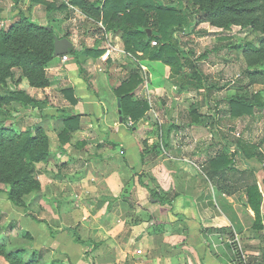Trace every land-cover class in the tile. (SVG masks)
<instances>
[{
  "label": "crops",
  "instance_id": "obj_1",
  "mask_svg": "<svg viewBox=\"0 0 264 264\" xmlns=\"http://www.w3.org/2000/svg\"><path fill=\"white\" fill-rule=\"evenodd\" d=\"M69 1L64 0L68 8L60 10L65 15L58 14L65 31L58 30L56 35L69 38L76 55L68 54L66 61L57 56L47 65L50 86L27 89L31 97L45 101L37 125L50 141L48 160L36 165L41 188L29 195L34 209L50 212L56 224L64 216L66 219L59 226L75 228L81 242H74L70 230L54 236L48 244L50 229L46 231V248L56 249L59 255L55 253V257H62L63 264H264L263 151L254 149L256 154L249 157L243 151L245 155H239L242 164L233 159L232 169L217 171L211 166L220 154L231 157V153L239 152L240 143L264 147V131H227L220 122L240 124L243 117H231L223 113L222 107L219 112H208L210 121L205 125L186 123L190 119L182 111L172 118L178 123L170 121L172 126L159 141L161 148L169 145L167 151L171 155L155 158L159 145L149 134L157 126L152 114L156 119L158 114L150 107L136 127L128 128L126 123L133 122H120V102L113 88L141 63L147 62L149 69L157 63L124 51L119 33L108 31L104 20L96 21L81 8L72 9ZM25 10L23 7L22 12ZM93 22L99 24V29L89 28L87 32L82 27L93 26ZM110 47L114 49L104 60L101 56ZM95 48L102 51L100 56H90L86 51ZM155 65L153 71L162 74L163 85L154 91L163 95L168 91L176 97L178 86L170 79V68L162 64V73L160 63L158 68ZM140 73L143 76L141 70ZM144 82L135 91L141 99L144 98L139 91L142 92ZM65 89L73 91L75 103L65 95ZM162 112L167 109L163 107ZM67 116H77L80 126L69 130L70 139L60 143L59 133L65 128ZM163 120L170 119L166 116ZM181 121L183 128L179 127ZM155 145L158 146L154 149ZM136 173L142 175L141 181L147 187L157 189L163 196L177 197L171 205L152 201ZM250 176L263 201L259 219L249 203ZM57 200L61 203L59 209L53 207ZM128 200L136 204L135 209L130 208ZM148 211L154 214V221L146 215ZM134 214L142 218L136 219Z\"/></svg>",
  "mask_w": 264,
  "mask_h": 264
},
{
  "label": "trees",
  "instance_id": "obj_2",
  "mask_svg": "<svg viewBox=\"0 0 264 264\" xmlns=\"http://www.w3.org/2000/svg\"><path fill=\"white\" fill-rule=\"evenodd\" d=\"M56 1L32 0L35 4L45 5L49 14L55 8L59 10L68 8L65 2L56 6ZM70 2L96 21L104 20L108 31L119 33L124 51L137 59L159 62L168 66L170 79L176 83V86L181 89L203 91L207 95L211 87L207 86L197 61L184 49L180 35L187 33L186 30H190L192 26L202 21H208L220 27L249 24L253 29L264 34V0H175L170 2L165 0L95 2L71 0ZM148 29H151V34L148 33ZM55 35L52 25H42L23 12L20 13V19L8 28H0V84H5L7 78L12 76L13 68H19L32 87L50 86L46 66L56 58ZM243 46L249 66L247 88L258 80L264 83V73L254 69L261 60H264V36L260 46L254 47L250 43ZM86 51L94 57L102 53L97 48L86 49ZM67 54L75 56L74 48L72 47ZM140 70V68L133 69L127 79L113 88L121 104L123 122L132 121L135 127L150 108L145 99L135 95L136 89L144 82ZM247 88L241 87L240 91ZM64 93L72 103L76 102L71 89H65ZM11 101H21L24 105L45 103L19 88L10 90L7 95L0 93V104ZM228 104L229 115L240 118L252 115L255 109L264 107V100L261 93L256 90L252 95L244 92L237 97H231ZM191 116L193 121L195 120L193 123L197 125H205L206 117H208L199 111V108H194ZM199 116L201 118H198ZM64 123L65 128L59 133L60 143L70 139L69 130H76L80 126L77 116H67ZM49 146V137L42 127L35 125L31 129L21 131L0 121V183L9 186L4 191L0 190V210L16 217L13 210L22 208L26 213L27 218L24 217L26 221L29 218L37 221L35 216L26 212L28 208L23 197L40 190L41 183L38 179L36 164L48 160ZM239 149L249 157L256 154L252 150H257V147L240 143ZM211 166L217 171L235 168L233 157L226 153L214 158ZM136 176L139 177L140 184L142 183L148 189L149 194L158 199L157 203L160 205H171L177 197L176 194L161 195L141 181V174L136 173ZM248 195L249 203L259 219L263 201L257 186L249 185ZM13 219L18 222L15 218ZM15 224L14 222L11 226L14 227ZM70 234L74 237V242L80 244L81 240L77 233L72 231ZM47 235L48 233L44 235L45 240ZM48 237L49 244L54 238L52 231L49 232ZM24 254L23 249L7 251L0 243V255H3L10 264H39L36 253L28 259L24 258Z\"/></svg>",
  "mask_w": 264,
  "mask_h": 264
},
{
  "label": "rangeland",
  "instance_id": "obj_3",
  "mask_svg": "<svg viewBox=\"0 0 264 264\" xmlns=\"http://www.w3.org/2000/svg\"><path fill=\"white\" fill-rule=\"evenodd\" d=\"M54 1V0H53ZM68 1V0H65ZM166 2L175 1V0H165ZM64 0H57L56 6L60 5ZM69 3H71L69 1ZM35 3L32 0H25V3L21 0H0V28H8L13 22L20 19V13H22L23 7L27 10L23 11V13H29L32 19L36 22L41 24L42 21H46V25H52L57 33L58 30H61V33L65 31V26L62 27L63 21L59 20L60 15H65L64 11H60L58 8L53 9V11L49 14L47 7L45 5H41L38 9L34 10ZM71 7H76L71 4ZM78 8V7H76ZM27 13V14H28ZM10 14L13 15L12 19H10ZM60 14V15H58ZM58 17V18H57ZM73 17L78 19L77 14H74ZM67 18V17H66ZM65 19V16H64ZM59 20V21H58ZM75 21H72L74 23ZM64 23V22H63ZM78 24H80L78 22ZM93 26H82L86 28V31L89 32V28H98L99 24L93 22ZM69 28L75 27L74 24H65ZM64 28V29H63ZM99 29V28H98ZM74 30V29H73ZM95 31V30H94ZM99 31V30H97ZM97 31H95L97 33ZM187 33L181 34L180 37L183 42L184 49L192 54V57L197 61L201 72L204 74L206 79L207 86L211 87L209 90L208 95L205 94L203 91L200 92L196 89L190 91L179 90V87L174 92L177 93L176 97H172L168 91L163 94H159L154 91V89L158 86L163 85L162 74H155L153 70H155L154 65L152 67H147L146 63H141L139 68L141 69L143 76L145 78V82L143 85V90L141 93L142 97L146 99L149 104V107L158 114L157 119L155 118L154 114H152L153 124H157L156 129L152 131L150 136L155 138V143L159 148L155 155V158L162 154L164 157H168L169 152L167 150L169 145L166 144L165 148H161L159 141H161L166 133V130L169 129L172 125L170 121H174L178 123V120L175 118L172 120L174 115H178L182 111H185L188 114L190 120L186 121V123L191 122L193 123V118L191 116V111L194 108H199L203 114H206L205 122L207 123L210 121L208 112H219L221 107L223 108V113L229 114L227 111L229 109L228 100L231 97H237L242 93H246L247 95H252L254 91H258L261 93V97L264 100V83L262 80H258L252 86L247 88L249 85V79L247 76L248 62L244 52V46L247 43L252 44V46H260L261 41L263 39L264 34L261 31H257L253 29V27L249 24H232L228 25L227 27L223 26H215L212 25L208 21H202L197 25L191 27L190 30H186ZM98 33H101L100 31ZM71 35V32H70ZM103 36V40H104ZM68 56V54H66ZM65 55H62V60L64 59ZM57 57V56H56ZM103 57V55L101 56ZM69 58V57H68ZM109 59V58H108ZM157 65L159 62H156ZM149 64V63H148ZM143 65L146 66L143 68ZM156 68H158V66ZM162 73L165 72L164 66L160 63ZM47 68V66H46ZM257 71H261L264 73V60H261L259 64L254 68ZM151 70L152 74L148 71ZM47 74L48 71L46 69ZM12 76L7 78L5 84H0V93L7 95L10 90L14 88L23 89L27 92V89L30 88L29 80L22 75V72L19 68L12 69ZM154 87V88H153ZM241 87H246L244 91H240ZM168 89V88H167ZM185 92V93H184ZM28 93V92H27ZM60 93V92H59ZM183 93V95H179ZM61 97L62 94H59ZM179 97L178 99H176ZM58 98V97H57ZM37 99V98H35ZM38 101L43 102L44 100ZM57 101V100H56ZM223 102V105L220 103ZM46 105L42 104H34L30 103L28 105H24L21 101H11L6 104H0V121H3L7 126H12L17 130H27L31 129L33 126L37 125L39 122V113L43 111ZM163 107L167 109L166 113H163ZM33 113H36L34 115ZM170 120H163L166 117ZM251 115L244 116L243 120L240 124H233L229 120H223L220 122L221 126L224 127L227 131H246L247 128L254 129L255 132L262 130L264 131V107L255 109L254 113ZM198 118H201L199 116ZM161 121H165V123L161 124ZM176 120V121H175ZM200 120V119H199ZM170 122V123H169ZM160 123V125H159ZM128 128H131L133 125H129L126 123ZM179 127H184L183 121L180 122ZM174 127V126H173ZM172 127V128H173ZM231 133V132H230ZM237 135H240L237 133ZM257 138V136H255ZM140 139V138H139ZM144 140V139H143ZM255 140V139H252ZM140 142H143L140 139ZM147 143V140L143 143ZM154 143V144H155ZM165 143V142H164ZM150 144V143H148ZM152 144V145H154ZM256 147L263 151L262 154L264 155V147H260L257 144ZM155 145L154 149L157 147ZM262 146V145H261ZM262 150H261V149ZM182 153V152H181ZM181 153L178 154L179 157H182ZM243 151L239 150L231 153V157L235 161L239 163L242 162V159L239 155H243ZM171 154H169L170 156ZM173 155V154H172ZM175 155V154H174ZM187 155V154H186ZM245 155V154H244ZM239 156V157H238ZM247 156V155H246ZM192 157V156H191ZM198 161V160H197ZM242 164V163H241ZM37 165V164H36ZM244 165V164H243ZM37 169V167H36ZM135 176V175H134ZM142 176V175H141ZM253 176V175H252ZM249 177V185L252 186L254 182V178ZM9 186L4 183H0V190L4 191ZM154 191H157L155 189ZM31 195H26L23 197L27 205V213L32 214L37 218V221H33L29 218V220H25L27 218L25 215L26 213L23 212V209H14L13 213L14 216L12 217L11 214L7 212H3L0 210V243H2L7 251H11L13 249H23L25 250L24 258L28 259L31 258L34 253H36V258L39 259V264H63L62 257H55V253L59 255V252L56 249H52L51 247L46 248L45 245V237L44 235L47 233L46 231H52L54 236H58L61 233H69L70 230L76 233L75 228H68L66 225H60V222L64 220V216L61 217V221L56 224L53 220V216L50 212L46 211H39L36 208L34 209V204H31L30 201ZM3 200V199H1ZM49 204H52L51 201H47ZM46 204V203H45ZM60 201H55L53 207L60 208ZM128 204H131L130 208L135 209L136 205L133 201L128 200ZM137 206H140L137 203ZM146 206H149L147 204ZM49 209L48 207H46ZM44 208V209H46ZM46 209V210H47ZM49 211V210H48ZM146 215H150V220L154 221L156 218L155 216L151 215L149 211ZM136 219H140L142 217L137 216L134 214ZM18 222L14 221V219ZM66 219V218H65ZM16 223L14 227L11 224ZM16 227V228H15ZM55 227H63L62 229H55ZM43 231V232H42ZM75 250L73 251V253ZM61 253V252H60ZM72 253V254H73ZM76 253V252H75ZM74 253V254H75ZM39 255H41L39 257ZM69 258V256H68ZM0 259H3L4 262L0 264H10L3 255H0ZM80 264V263H79Z\"/></svg>",
  "mask_w": 264,
  "mask_h": 264
},
{
  "label": "water",
  "instance_id": "obj_4",
  "mask_svg": "<svg viewBox=\"0 0 264 264\" xmlns=\"http://www.w3.org/2000/svg\"><path fill=\"white\" fill-rule=\"evenodd\" d=\"M48 29H51V27H48ZM148 33L151 34L152 31L151 29H148ZM55 55L56 56H62V55H66L69 50L72 48L73 44L72 41L67 38V37H58L57 35H55ZM121 106V104L119 103V107ZM119 113L121 114L122 111L121 109L119 110ZM120 122H123V116H120ZM152 201H158V199H154L151 197Z\"/></svg>",
  "mask_w": 264,
  "mask_h": 264
},
{
  "label": "built area",
  "instance_id": "obj_5",
  "mask_svg": "<svg viewBox=\"0 0 264 264\" xmlns=\"http://www.w3.org/2000/svg\"><path fill=\"white\" fill-rule=\"evenodd\" d=\"M153 44H155V42H153ZM114 48L113 47H110V49L103 55L102 58H104V60H106L109 56H110V53H111V50H113ZM64 59L65 60H68V56L65 55L64 56ZM131 123V122H130Z\"/></svg>",
  "mask_w": 264,
  "mask_h": 264
}]
</instances>
